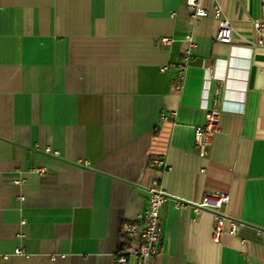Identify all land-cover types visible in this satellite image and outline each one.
<instances>
[{
	"label": "crops",
	"instance_id": "0c3cea01",
	"mask_svg": "<svg viewBox=\"0 0 264 264\" xmlns=\"http://www.w3.org/2000/svg\"><path fill=\"white\" fill-rule=\"evenodd\" d=\"M186 1L0 0V264H117L154 158L169 199L152 264H264V1L203 0L196 21ZM217 5L231 44L216 41ZM216 87L220 128L201 155ZM206 192L229 195L236 236L213 241V214L194 208Z\"/></svg>",
	"mask_w": 264,
	"mask_h": 264
},
{
	"label": "built area",
	"instance_id": "2783aa9c",
	"mask_svg": "<svg viewBox=\"0 0 264 264\" xmlns=\"http://www.w3.org/2000/svg\"><path fill=\"white\" fill-rule=\"evenodd\" d=\"M264 1V0H262ZM203 0H187L186 8L195 21L207 17L208 10L204 7ZM264 10V3L262 4ZM213 17L218 20V31L216 41L220 44H231L234 34L232 22L225 16L222 8L217 5L213 8ZM253 27L257 36L254 46L264 48V21L261 19L253 21ZM160 47L170 48L173 39L162 37L159 39ZM194 43L190 42V50L186 58L179 65V75L175 77L174 87L180 89L184 81L188 61L191 56V48ZM165 68L162 69V71ZM221 90L215 88L210 92V101L205 104L206 118L203 125L195 129V145L201 155H205L211 147L215 135L219 132L220 120L223 109L221 108ZM172 116H175L173 114ZM163 116V120H167ZM151 163L156 167L157 174L149 190L147 209L139 215L133 222H123L121 234L128 241L130 246L123 248L117 255V264H152L151 261L158 254L162 242V228L160 225V212L169 196L163 187V176L167 169V164L163 158H154ZM43 173L44 170H40ZM229 203V195L221 192H206L201 203L194 208L197 213L209 211L214 216V226L212 230L213 241L219 243L225 234L236 236L238 234L240 222L228 216L225 211ZM182 205H184L182 203ZM137 241V242H136ZM16 254H22L16 251Z\"/></svg>",
	"mask_w": 264,
	"mask_h": 264
}]
</instances>
